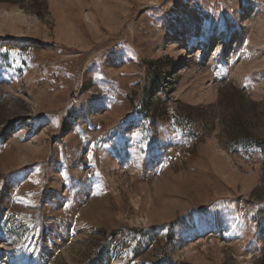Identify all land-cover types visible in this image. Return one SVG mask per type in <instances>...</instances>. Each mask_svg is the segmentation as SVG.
<instances>
[{
    "label": "rangeland",
    "instance_id": "rangeland-1",
    "mask_svg": "<svg viewBox=\"0 0 264 264\" xmlns=\"http://www.w3.org/2000/svg\"><path fill=\"white\" fill-rule=\"evenodd\" d=\"M0 264H264V0H0Z\"/></svg>",
    "mask_w": 264,
    "mask_h": 264
}]
</instances>
